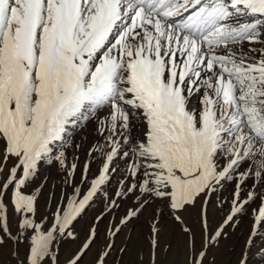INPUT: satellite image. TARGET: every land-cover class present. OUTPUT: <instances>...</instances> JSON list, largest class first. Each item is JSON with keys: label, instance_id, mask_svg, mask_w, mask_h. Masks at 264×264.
<instances>
[{"label": "snow or ice", "instance_id": "6c2138e0", "mask_svg": "<svg viewBox=\"0 0 264 264\" xmlns=\"http://www.w3.org/2000/svg\"><path fill=\"white\" fill-rule=\"evenodd\" d=\"M141 216L137 264H216L245 218L264 264V0H0V264H123Z\"/></svg>", "mask_w": 264, "mask_h": 264}, {"label": "rangeland", "instance_id": "374dc122", "mask_svg": "<svg viewBox=\"0 0 264 264\" xmlns=\"http://www.w3.org/2000/svg\"><path fill=\"white\" fill-rule=\"evenodd\" d=\"M92 135V133H90ZM95 140H84L83 142V150H76L73 149L71 151L75 152L76 155L79 156V165L82 168L85 159H92L91 157L86 156V150L90 147V145L95 144L93 142ZM79 142V140L77 141ZM103 143V140H102ZM98 159V155H97ZM98 167V164L95 160H93L91 164V169L94 172L95 169ZM119 178V172L113 178L112 184L108 186L109 190L114 189L116 184V179ZM76 179L79 180V172L77 173ZM60 177L53 174V179L50 182V186L52 183L58 184ZM52 190L55 191L56 195L59 196L58 189H49L45 190V197L48 194V191ZM70 191V189H69ZM102 198H98V202L93 205L84 215L83 219L77 224V230L81 233L87 228L88 222L90 221L91 217L95 214L96 211H99L100 207L102 206L99 200ZM41 212L45 211V199H41ZM122 211V210H121ZM145 220V216H141L138 221H134L133 223L129 224L117 237V247L123 245V243L128 241V235L131 234V242L128 244L129 251L123 256V264H137L138 260V250L141 246L144 247L145 251L144 254L146 256V241L144 240V236L147 232L146 226H144L143 222ZM108 224V220H105L104 223L101 225V230L103 234L104 225ZM165 232L170 230V224L165 221L164 223ZM247 227H248V220L245 218L244 221L240 224V226L236 229H229V235L225 240L221 241L220 247L213 249L212 254L216 257V264H235L239 253L242 249L243 240L246 238L247 235ZM64 255H67L72 249L76 247L74 243H66L64 246ZM94 253L95 247L91 252L88 253L87 256L84 258L83 264H92L94 260ZM113 258H116L117 264H119V256L117 253H113L112 257H109V264H113ZM63 259V256H62ZM170 260H181L182 256H171L169 257Z\"/></svg>", "mask_w": 264, "mask_h": 264}, {"label": "bare ground", "instance_id": "6f19581e", "mask_svg": "<svg viewBox=\"0 0 264 264\" xmlns=\"http://www.w3.org/2000/svg\"><path fill=\"white\" fill-rule=\"evenodd\" d=\"M96 126H95V122L90 123L87 126V130L84 133L85 136V140H97V142L102 143L103 138L98 134V132L95 130ZM92 133V135L90 134ZM95 141L93 143H95ZM96 142V143H97ZM120 161H117V164H120Z\"/></svg>", "mask_w": 264, "mask_h": 264}]
</instances>
